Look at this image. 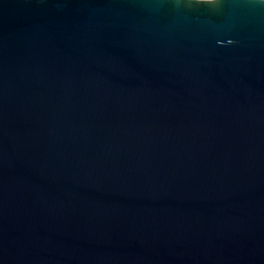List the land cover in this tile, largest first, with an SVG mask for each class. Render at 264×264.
<instances>
[{"label": "water", "instance_id": "obj_1", "mask_svg": "<svg viewBox=\"0 0 264 264\" xmlns=\"http://www.w3.org/2000/svg\"><path fill=\"white\" fill-rule=\"evenodd\" d=\"M0 264H264V0H0Z\"/></svg>", "mask_w": 264, "mask_h": 264}]
</instances>
